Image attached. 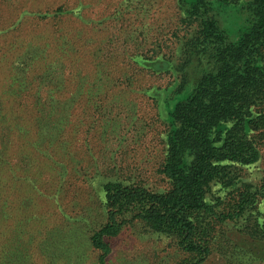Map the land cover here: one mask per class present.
I'll return each instance as SVG.
<instances>
[{
    "label": "rangeland",
    "instance_id": "obj_1",
    "mask_svg": "<svg viewBox=\"0 0 264 264\" xmlns=\"http://www.w3.org/2000/svg\"><path fill=\"white\" fill-rule=\"evenodd\" d=\"M246 4H212L230 41L249 26ZM180 14L178 0H0V264H98L89 237L106 220L102 185L115 154L138 162L143 178L160 186L153 169L160 144L151 138L202 71L191 64L177 91L181 49L172 31ZM162 53L174 63L145 69ZM113 116L123 131L112 132ZM263 172L264 153L246 166L253 181ZM226 232L253 254L251 264H264L263 241ZM108 241L107 264H176L185 256L140 223ZM201 264L233 263L213 251Z\"/></svg>",
    "mask_w": 264,
    "mask_h": 264
},
{
    "label": "trees",
    "instance_id": "obj_2",
    "mask_svg": "<svg viewBox=\"0 0 264 264\" xmlns=\"http://www.w3.org/2000/svg\"><path fill=\"white\" fill-rule=\"evenodd\" d=\"M215 1L239 0H178L181 14L172 35L179 38L181 54L175 60L162 53L143 63L157 71L174 58L178 92L189 81L191 64H201L202 71L166 128L151 138L160 144L153 168L160 186L143 178L146 169L138 162L116 154L106 168L112 175L102 185L106 220L89 237L99 251L98 264H107L108 238L130 222L173 240L185 255L176 264H201L213 251L233 264H251L253 254L227 234L231 227L264 242V172L259 181L246 175V166L261 162L264 153V0H247L249 26L235 41L211 13ZM109 119L118 121L112 132L124 130L119 117ZM217 185L226 194L216 195Z\"/></svg>",
    "mask_w": 264,
    "mask_h": 264
}]
</instances>
